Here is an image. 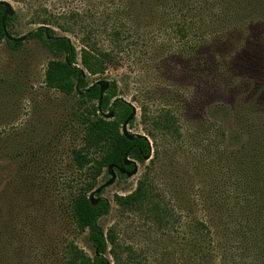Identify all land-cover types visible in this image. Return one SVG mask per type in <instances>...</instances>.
<instances>
[{
    "label": "rangeland",
    "instance_id": "374dc122",
    "mask_svg": "<svg viewBox=\"0 0 264 264\" xmlns=\"http://www.w3.org/2000/svg\"><path fill=\"white\" fill-rule=\"evenodd\" d=\"M8 1L15 10L13 37L27 39L17 49L0 43V250L17 228L20 257L29 256L31 264H69L70 243L94 254L88 232L77 228L71 212L74 195L91 177V171L78 170L72 161V151L82 146L84 137L76 117L77 98L46 86L47 65L57 57L29 37L42 21H50L46 26L67 37L78 51L88 39L101 50L118 52L116 68L103 76L87 75L90 84L116 82L119 97L137 109L136 122L128 126L131 133L146 135L160 111H169L179 122L177 135L165 140L156 136L161 147L153 148L145 163L136 161L135 176L117 177L96 196L111 206L100 220L114 241L110 263H229L225 256L194 247L209 242L195 232L200 217L195 203L202 188L203 193L211 190L213 179L199 184L194 178L199 153L212 161V132L202 137L198 125L210 120L213 104L231 99L225 84L212 82L208 61L184 51L192 46L186 41L196 37H178L165 24L163 7L150 9L148 0ZM146 178L154 200L170 205L173 227L160 224L149 208L136 211L119 204L118 197L136 191ZM109 179L104 170L97 187ZM9 200L18 206V216Z\"/></svg>",
    "mask_w": 264,
    "mask_h": 264
},
{
    "label": "trees",
    "instance_id": "16d2710c",
    "mask_svg": "<svg viewBox=\"0 0 264 264\" xmlns=\"http://www.w3.org/2000/svg\"><path fill=\"white\" fill-rule=\"evenodd\" d=\"M148 2L150 9L163 7L167 16H163L165 24L182 40L196 37L186 41L192 46L184 51L204 57L212 82L216 86L220 82L225 84V91L231 97L229 103L213 104L210 120H202L198 125L200 136L212 132L209 151L212 161L203 160L199 153L194 178L199 184H204L205 178L212 175L213 179L211 190L203 193L202 188L195 203L200 212L195 232L209 242L200 241L194 245L195 250L225 256V261L229 262L225 264H264V77L260 76L264 67V0ZM4 16L5 7L0 6V43L6 41L12 49L20 48L22 42L8 40L3 27L5 24L7 32L13 36L14 18L4 20ZM48 22L42 21L43 25L29 37L41 41L57 57L47 65L46 86L77 98L76 117L83 127L84 137L82 146L72 151V161L78 170L91 171L90 180L72 199L71 212L77 228L88 232L94 254L89 256L70 243L67 246L69 264H111L108 255L114 241L105 235L100 225L111 206L101 199L94 206L88 193L98 188L96 183L104 170L109 175L110 166L117 170L133 169L125 167L126 156L145 163L153 148L161 147L156 136L165 140L168 135H177L179 122L169 111H160L145 135L148 140L129 141L122 134V125L132 113L131 104L119 97L117 83L109 82L100 108V87L96 82L90 84L88 79V75L103 76L108 68H116L118 52L101 50L88 39L78 51L67 37H59L51 28L47 30ZM121 35L118 32V36ZM81 69L86 71V77L80 75ZM100 110L114 111L115 118L105 120ZM145 117L144 114L143 121ZM135 122L136 118L130 126ZM118 177L127 178L120 173ZM117 200L130 210L149 208L162 225L173 227L176 223L168 202L160 198L154 200L152 184L147 178L139 182L136 191ZM8 204L12 205L10 200ZM14 208L18 216V206ZM204 218L208 220L204 222ZM13 233L15 238L2 244L0 264H31L29 256L20 257L18 229L14 228ZM60 263L62 261L55 264Z\"/></svg>",
    "mask_w": 264,
    "mask_h": 264
},
{
    "label": "water",
    "instance_id": "95a60500",
    "mask_svg": "<svg viewBox=\"0 0 264 264\" xmlns=\"http://www.w3.org/2000/svg\"><path fill=\"white\" fill-rule=\"evenodd\" d=\"M0 6L5 7V16H4V20L7 17L12 18L15 15V10L12 6V4L8 1V0H0ZM4 27V31L6 33L7 39L10 41H14V42H25V40L27 39V36H23L20 38H15L13 36H11L6 29L5 24H3ZM47 30L50 29L49 27H45ZM80 75L82 77H86V72L81 69ZM96 85H98L100 87V99H99V107L101 108V103L103 101V97L104 95L107 93V91L109 90L110 87V83L108 81H98L96 82ZM132 113L131 115L128 117V119L123 123L122 125V134L129 140V141H133L134 138H144L145 140H148L147 136L145 135H141V134H133L128 130V126L129 124L137 117V109L132 106ZM100 113L103 114L104 119L111 121L115 118V113L114 111L108 112V113H104L102 110H100ZM150 159V156L147 157V160ZM124 165L125 167H133V169L131 171H126L124 169H119V173L126 176L127 178H131L133 176H135L138 173V165L137 162L135 160L130 159L128 156L125 157L124 159ZM108 174L110 176V179L103 185H101L100 187H98L97 189H95L90 195H89V199L91 201V203L96 206L99 204L100 199H98L96 196L100 195L105 189L111 187L112 185H114V183L117 180V173H116V169L114 166H110L108 168Z\"/></svg>",
    "mask_w": 264,
    "mask_h": 264
},
{
    "label": "flooded vegetation",
    "instance_id": "af4514ba",
    "mask_svg": "<svg viewBox=\"0 0 264 264\" xmlns=\"http://www.w3.org/2000/svg\"><path fill=\"white\" fill-rule=\"evenodd\" d=\"M132 170V169H131ZM131 170H128V171H131ZM127 171V170H126ZM116 173H117V177H118V173H119V171L116 169Z\"/></svg>",
    "mask_w": 264,
    "mask_h": 264
}]
</instances>
